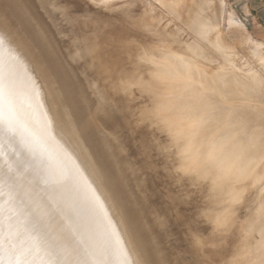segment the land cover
Instances as JSON below:
<instances>
[{
  "label": "bare ground",
  "instance_id": "1",
  "mask_svg": "<svg viewBox=\"0 0 264 264\" xmlns=\"http://www.w3.org/2000/svg\"><path fill=\"white\" fill-rule=\"evenodd\" d=\"M102 1H104V0H102ZM121 1H120V3H121ZM123 1H127V0H123ZM133 1H131V2H133ZM135 1H134V3H135ZM156 1L161 5V7L163 5L167 9L166 10L164 7H162V9L164 8L166 10L165 11L166 13L169 12L168 13L169 15L172 14V16L176 17L177 19L182 18L185 21H188L189 22L188 24H190L189 25V27H190L189 32L192 31L193 35L199 41H201L210 50H213L216 53V55H219V57L222 58V61L226 64L227 70L230 73V74H225V73H213V74H211L209 69L208 68L206 69L203 65V64H205V62H208L207 59H209L208 57L210 56L211 52L209 51L210 52V54H209L208 50H207L208 54L205 55L207 58L206 59L203 58V56H204L203 53L206 51V48L203 49L204 52H202V49L200 51L199 47H196V45L193 44V42H188V44H186L187 42L185 44H181V46L184 48L185 51L182 49V47H181V49H179V47H178V49L182 53H176L175 54V52L174 53L169 52L168 49H166L167 48L166 46L167 45L169 46L170 43L169 42L166 43L167 40L163 36L164 33L162 35L160 34L157 37L158 43H161V44H159V46L154 47V46H149L146 44L144 46V44H143V46L146 47V49H145L146 51L142 50V52H141V50L139 48H137L138 50H140V52H137V55L135 54V52L132 53V51H131L132 54H135L136 56H138V58H137L138 60L135 59L134 61L133 60H130V61H132L133 63L136 61H137L136 63L139 62L138 63L139 64L138 65L139 66L138 71L140 74H138V72H136V73H137V75H141V77L138 76L139 78L137 77V75H135L136 80H137L136 82L134 80L135 77H134L133 81L129 79L131 82V85H134L135 83H137V86L139 88H145V87L147 88L148 87L151 90L150 91L151 99L149 97L150 101H148V100L147 101L150 102V104L153 103V106L148 104L150 107L148 106L147 110L144 109L141 111V113H143V114L149 113V116H151L153 118V120L156 121V123L159 126V129H156L157 126L156 127L154 126V129L159 131L162 134H163V132H165L166 135L168 136L167 137L168 141L172 144L171 149L167 148L169 151L166 148H164V149H166L168 152H170L172 150L169 157H170V160L172 162L171 166L176 171L175 172V178H173V179H175L177 181V183L180 182V184H182V186H181V188H177V190L180 189L179 192H174L173 190H167V193H168L170 202L173 203L174 210H175V213L177 216L178 224H179L180 228L183 230V232L184 231L186 232L188 241L194 247V251L200 257L201 261H206L208 264H213V263H210V261L208 262V258H210V257L219 258L220 255L222 256V254L225 253L226 250H228L226 254L232 253L231 257L234 259L233 261L236 264H264V127L261 126V128L258 129L257 127L255 128L256 125L253 124V121L256 118V119L260 120L264 125V115L259 114L258 112L251 111L250 110V109H252L251 106H247V108H241V109L230 108L229 106L227 107L226 105H221L219 107L217 106L218 104L220 105V103H221L220 99H223L226 94H228L229 92H232V91H242L243 92L244 95L240 94V96L238 98V101L242 100L241 101L242 103L247 102L246 97L253 98L251 100H254L255 99L254 97L257 96V94H258L257 92L259 91V88L262 85L261 77L252 74L253 69L249 71L250 67L248 68V66H246L248 69L245 71L244 68H241V69L238 68L239 65L237 66L233 63H230V64L228 63V62H233V60H234V62L237 64V62L235 60H236V57L238 56V51H232L231 52L230 50H233L234 48L233 49L228 48V49H230L229 50L230 52H228L226 47H224V48L221 47L220 42L218 41L219 40L218 35H217L218 33L214 29V26H212L213 20L215 17L213 18V15H210L211 12L209 13L208 9L206 10V6H205L206 0H196L194 5L189 3L190 1L185 3L184 0H156ZM192 1H194V0H192ZM127 3H128V1H127ZM200 3H202V4H200ZM222 3L223 2H221V4ZM35 4L37 5V3H35ZM221 4H219V6ZM121 5L124 6V4H121ZM121 5H118V6H121ZM102 6H104V5H102ZM39 7H40V5H39ZM185 7H187V9ZM134 8L136 10V7H134ZM130 9H131V7H130ZM130 9L128 10L129 12H130ZM114 10L116 11V9H114ZM144 10L148 11V9H143V11ZM145 12L146 11H144V13ZM230 12H228L227 14H229ZM109 13H110V11H109ZM151 13H152V11H151ZM145 14H147V13H145ZM230 14H231V16H233L232 14H234V13H230ZM148 15H150V14H148ZM148 15H146V16H148ZM152 15H153V13H152ZM129 17H130V15H129ZM233 17L236 18L237 16H233ZM13 18H15V17H13ZM122 19H123V17H122ZM135 19H136V17H135ZM217 19H219V17ZM191 21H193V23ZM41 22H42V20H41ZM147 22H149V20H146L144 18V20L140 19L137 23L141 24L142 26H145V25L147 26ZM150 23H152V22H150ZM230 23L232 24V20ZM235 23H236V20H235ZM156 24L157 23L153 22L152 23L153 27H155ZM181 24H183V23H181ZM218 24L220 25V23H218ZM241 24H242V22L240 23V25ZM228 25H230V24L228 23ZM220 27H221V25H220ZM231 27H233V26L231 25ZM235 27H237V26H235ZM242 27H244L243 24H242ZM9 28H11V27H9ZM14 28H15L14 29L15 31L18 29V28L16 29V27H14ZM149 28H151V27H149ZM187 28H188V26H187ZM229 28H227V29H229ZM242 29H243V32H245L244 28H242ZM8 30H10V29H8ZM240 30H241V28H240ZM175 31H176V29H175ZM22 35H25V33ZM220 35H221V33H220ZM5 37L8 38L7 36H5ZM247 37L248 36H246V38ZM21 39H22V37H21ZM29 39L26 41H29ZM244 39H245V37H244ZM247 40H249V39H247ZM132 41H130V42H132ZM186 41H188V40L186 39ZM92 43H93L92 41H89V48L91 47ZM133 43H135V42H133ZM197 43H199V42H197ZM202 43H201L200 47L202 46ZM243 43H245L244 40H243ZM257 43L258 42H256L255 44H257ZM28 44H30V43L28 42ZM135 44H134V49H136L135 47H138ZM26 45H27V43H26ZM122 45L119 43V45H117V46L114 45L116 47V49H112L113 51L108 52L107 50H105L104 52H102L99 62L96 63V64H98L97 65L98 69L101 68V70H102L101 73L106 72V73L110 74L109 76H104V79L106 77V80L118 79L116 74H111V73H114V71H113L114 67H116V68L118 67L115 65L120 64V66H121L123 64V59L121 58L122 57L121 55H123V54H121ZM241 45H242V42H241ZM244 45H246V44H244ZM250 45L252 46V42L249 44L248 47H250ZM222 46H223V44H222ZM259 46L260 45L258 43V47ZM31 47H33V46H31ZM130 47H132V46H130ZM162 47L164 48V50ZM246 47H247V45L243 48L245 49ZM252 47H254V46H252ZM24 48H26V47H24ZM34 48L35 49L38 48L37 44L35 47H33V50L32 49L31 50L34 51ZM123 48H124V46H123ZM127 48H128V46H127ZM201 48H203V47H201ZM241 48H242V46H241ZM14 49H16V47L14 46V42H10L9 40H6L4 42V44L0 45V51H3L2 53L5 54V55L1 54L0 63L5 64L8 62L10 64V61H11V63L14 64L13 66H16V73L13 75H10V76H8V74H9L8 71H4V70H1L2 72L0 71V92H5V94L7 95L9 100L11 101L12 110H17L20 112V110H22V108L24 107L23 106L24 104H23V101H21V96L19 95V93L20 94L25 93L26 95H27V93L30 94V90L28 88V83L32 84V82L30 80L31 77H35V79H36L35 75H36V72L38 73V70L36 71V69H37V68H35L36 66L34 68L32 66H28V64H27V66H24V63L19 62V60H18L19 56H17V51H14ZM131 49L132 48H130V50ZM178 49H177V51H178ZM236 49H237V47H236ZM254 49H255V47H254ZM17 50H18V48H17ZM41 50H42V48H41ZM259 50L262 51L263 49L262 50L259 49ZM37 51L40 52L39 49ZM242 51H243V49H242ZM27 52H28V50H27ZM248 52L250 53V50H248ZM254 52H255V50H254ZM8 53L11 54L10 61L8 58V56H9ZM28 53H30V50ZM37 53H35V54L38 55ZM40 53H42V56H45L42 51ZM123 53L126 54L127 52L123 51ZM242 53L240 55L244 56ZM31 54H33V53H31ZM89 54L92 55L93 50L89 51ZM97 54H99V53H97ZM261 54H263V53H261ZM22 55L26 56V54H22ZM216 55H215V57H216ZM2 56H4V58H2ZM42 56L40 55L41 59H43ZM144 56L150 57V61H149V58L147 57L148 61H149L148 64H147V62L146 63H140V62H143V60L144 61L146 60V58ZM261 56L259 58H261ZM130 57H132V56L130 55ZM130 57H128V60L131 59ZM142 57H144V58L141 61ZM210 58H213V57L211 56ZM253 58H254V56H253ZM262 58H264V56H262ZM46 59L47 58H45V60ZM245 60L248 61L249 59L246 58ZM245 60L243 62H247ZM250 60H249V62H250ZM1 61H3V62H1ZM16 61H17V63H19L18 65H16L17 63L15 64ZM24 61H26V60H24ZM201 61L204 63L202 64ZM214 61H215V58H214ZM42 62H43V60H42ZM132 62H130L129 64L128 63H126V64L130 65V64H132ZM26 63L27 62H25V64ZM33 63H31V64H33ZM36 63H35V65H36ZM51 63H53V62L51 61ZM263 63L261 65H263ZM45 64L46 63H44V65ZM50 64H48V65H50ZM238 64L245 66V64H242V62L238 63ZM251 64H252V62H251ZM52 65L54 66V63ZM132 65H130V67ZM208 66H210V65H208ZM249 66L254 67L253 64L252 65L249 64ZM133 67L135 68L134 65H133ZM41 68H43V65ZM119 68H121V67H119ZM125 68H128V67H125ZM39 69H40V67H39ZM45 70H46V68H45ZM48 70H50V67ZM126 70L127 71L123 72L124 73L123 75H125V72H127V74H128V72L133 73V71L135 69L132 70V67H131L132 72L130 69H126ZM213 70H215V68ZM119 71H121V70H119ZM57 72H59V71H57ZM238 72L239 73L241 72V73L237 74ZM259 72H260V70H259ZM27 74H31V77L29 78L27 76ZM47 74H48V72H47ZM59 74H60V72H59ZM133 74H135V72ZM133 74L132 75L128 74L130 76L128 77V75H127V77L132 78L131 76H133ZM261 74L262 73H260L259 75H261ZM55 75L58 77L57 74H55ZM52 77L54 78V76H52ZM125 77L126 76L121 77V78H124V79H122L123 81L127 79V78L125 79ZM262 77H264V76H262ZM60 78H62V77H60ZM60 78H58V79H60ZM234 78H235V80H234ZM39 79H41V78H39ZM48 80L44 81L45 83L42 80L40 82H42V84L44 83V86H45L44 87L45 88L44 93H46V95L48 96V99H49V98H51V93H53L54 91L52 90V92L50 93L51 86L48 87L50 84L46 85V83H48ZM129 80H128V82H129ZM33 81H34V79H33ZM58 82H57V84H58ZM118 82H119V80H118ZM124 82H126V81H124ZM35 83L37 84L38 81L36 82V80H35ZM50 83H51V81H50ZM61 83H62V81H61ZM111 84L117 86L115 84V82H111ZM126 84H128V83H126ZM57 86H59V85H57ZM175 88L178 90V93H180V94L183 93L185 95H189V97L191 96V98L192 97L198 98L203 103L200 106L198 105L197 108L195 107V104H193L194 108H190V109H188V111H185V112L177 110V109H172V107L170 108V103L171 104L174 103V102H172L173 97H168V95H166V97H164V96H165V94H167L171 90H174ZM116 89H118V88H116ZM136 89H137V87H136ZM17 91H19V93ZM60 91H61V89H60ZM119 91H121V90H119ZM64 92H66V91L64 90ZM123 92L125 93V90ZM174 92H172V93H174ZM56 94L57 93L55 92L54 95H56ZM127 94H128V92H127ZM118 95H119V92H118ZM31 96L32 97L30 98V103H28V107L36 110L39 108L37 97H36V95L34 96L33 94H31ZM145 96H147V95H145ZM148 96H150V95H148ZM126 97H125V99H126ZM131 98H132V96H131ZM127 99H128V97H127ZM52 100H51V102H52ZM60 101L61 100H59V102ZM120 101H122V100L120 99ZM188 101H189V99H188ZM177 102H178V100H177ZM196 102H197V100H196ZM242 103H240V104H242ZM59 104L57 105L59 107H57L55 105V109H58V110H56V112H54V111L52 112L49 108L48 112L47 111L42 112L43 110L42 111L38 110L37 117H36L35 112L32 113V114H35L32 118L33 119L32 121L37 120L38 122H40L42 120L44 122V124H45V122L47 124L54 123V126H55V127L48 128L47 126L44 125L45 132L43 131V133H40L41 137L39 139L35 138V136L33 137L32 134H30V133L27 134L24 129L18 130L14 126V124L12 122H10L9 119L6 118V114L0 109V144L3 148L1 151V154L3 156L10 158L14 162L20 163L23 166V169L18 172V176L20 178L23 177V178H29L30 179V184L28 186H26L23 184L22 179L19 180V178H18L17 184H18V190L19 191H18V193L12 192V194H13L12 196H14V198H18L16 200H19L22 198L23 202L26 201L27 199H36L37 197L38 198L42 197V198H44V204H46V205L48 204L49 208H51L50 212L52 214H56V218L53 220V224L57 227V230L54 229L53 234H54V236H56L55 238L57 240H56V242L54 241L55 243L51 242V243H53L52 247H54V250H55V252L53 251L54 254H53V256H51V258L55 257L58 259V261H62V258H60V257L65 255V256H67V258L68 257L71 258V260L69 261V262H71L70 264H117V263H115L116 261H114L112 254L109 252V246L113 248V246L117 245L119 248L122 247V250L120 251V254H119L120 261L124 264H136L135 262L132 261L133 259H131L129 257V255H127L129 247L126 246L124 239L122 240L121 239L122 237H120V232L117 229V218H115V216L113 214L114 212L112 211L113 212L112 213L109 210L110 207L112 206V205H110V203L114 202V204H115L117 202V201H115L116 196L112 194L113 191H110V190L114 189L115 187L113 188V186L110 185V186H112V188H111L110 186L104 184L106 187H108L110 189L109 190L108 188H103L104 185H100V179L97 176V174H98L97 164L98 163L96 164L93 162L94 160H96L94 158H93L94 160H91L92 155H90V157H88L89 154H87L88 155L87 157L84 156V154L82 155V152L84 153V150H86V147L83 143L81 144L79 142L80 144L78 143L79 145L76 148L77 150L74 149V147H76L75 144H77V142H78V141L76 142V139H75L76 136L73 135L75 137V138H73V136L71 134L70 136H72V138H69V139L65 138L66 132H68V130L66 129V125L63 122V116H61L63 113V107L61 106L62 104L61 105H59ZM183 104H186V103H183ZM186 105H189V104H186ZM127 107H128V105H127ZM127 107H125V110H127ZM137 108H138V106H137ZM137 108H135V109L137 110ZM87 109H88V107H87ZM138 109H140V108H138ZM34 110H31L30 113L33 112ZM125 112H128V111H125ZM136 113H137V111H136ZM65 114H66V112H65ZM143 114H141V115H143ZM68 115L70 116V114H68ZM53 117H58L59 120L54 122V121H52ZM137 118H139V117H137ZM75 121H77V120H75ZM80 121H81V119H80ZM136 122H138V119L136 120ZM17 123H19V122H17ZM77 125H79V123ZM105 125H107V124H105ZM246 126H248L247 129H249L251 127H252V129H250L251 131L248 130L247 134H244L246 131L245 130ZM151 127H152V125H151ZM24 128H25V126H24ZM65 129L67 131H65ZM148 130H150V132H151V129H148ZM222 130L224 132L221 135L217 136L216 134L218 133V131H222ZM119 132H120V130H117L114 133L116 135H120ZM101 133H103V132H101ZM29 134H30V136H29ZM102 135L103 134H101V136ZM107 137H108V135H107ZM103 138H105V136ZM152 138H154V137H152ZM152 138L150 137L151 140H155ZM105 139H104V142H105ZM79 141H81V140H79ZM157 141H159V140H157ZM153 142H155V141H153ZM156 143L157 142L153 143V145ZM160 144L161 143H159V145ZM142 145L145 146V143L142 142ZM106 146H107V144H106ZM108 146H110V145H108ZM117 146H118V144H117ZM162 149H163V147L159 151H161ZM154 151H156V150H154ZM167 151L164 150L163 153L167 152ZM110 152H112V151H110ZM113 156H114V154H113ZM84 157H85V159H84ZM111 157H112V155H111ZM169 157H166V158H169ZM0 161H4V160L0 159ZM114 162H115V160H114ZM2 163L4 164V162H2ZM120 163H121V161H120ZM117 166H118V163H117ZM120 167H118V168H120ZM174 170H173V172L172 171L171 172L174 173ZM154 171L156 172V168L154 169ZM163 171H164V169H163ZM118 172H120V171H118ZM122 173H124V172H122ZM3 174H5V173H3ZM102 174L104 175L105 171L102 172ZM102 174L100 173L101 176H102ZM105 175H104V177H106ZM164 175H167V174H164ZM169 175H170V173H169ZM125 177L128 178L126 175H125ZM131 178H132L133 184L135 185L134 186L135 189L131 188V192H133V194H134V191H135V194H136V192H137L136 191L137 190L136 184L140 185L141 183L138 181L137 178L134 177V174L131 176ZM2 181L3 180H1V182ZM105 181H106V179H105ZM125 181L126 180H124V182ZM109 182H110V180H109ZM109 182H108V184H109ZM126 182H125V184H126ZM101 183H103V182H101ZM142 184H143V182H142ZM177 187H179V185ZM106 189H108V190H106ZM3 190H2V192H3ZM20 190L23 191V193L26 195V197L21 193ZM218 195H219V197H218ZM220 195H222V196H220ZM1 196H3V195L1 194ZM135 197H137V196H135ZM0 198L3 199V197H0ZM132 198H134V195ZM105 199L108 201L106 202ZM131 200H133V199H131ZM137 201H138V199L136 200V202ZM5 202L8 203V201H5ZM122 202H120V204ZM0 203H1L0 204V216L3 214V217H5L7 219H13V218L18 217L19 214H17V211H16L17 208H15V206L12 203L7 205L8 209L5 208V209H7V211L3 210L4 206L6 204H4L2 202H0ZM25 203L26 202H24L23 204L26 207ZM117 204H119V203H117ZM15 205H17V203ZM20 205H21V203H20ZM24 205H21V206H24ZM107 205H110V206H107ZM136 205H138V203H136ZM144 205H143V207H144ZM124 206H126V205H124ZM115 207L120 208L117 206H115ZM137 207H138L137 209H139V206H137ZM145 208H147V206ZM112 209H114V207ZM27 210H30V209H27ZM27 210H25V212H27ZM122 210H123V208H122ZM140 210H141V208H140ZM18 211H19V209H18ZM120 212H121V210H120ZM120 212H119V214H120ZM140 212L143 213V211H140ZM151 214H150V216H151ZM125 215H127V214H125ZM22 216H24V215L22 214ZM37 216L39 217V215H37ZM141 216L142 215H140V217ZM131 218H128V219H130V221H131ZM145 219H143V220H145ZM24 220H25V218H24ZM122 220H123V218H122ZM153 220H155L154 217H153ZM17 221H20V219ZM30 221H31V219H30ZM37 222H40V218L37 219ZM126 222L127 221H124V223H126ZM154 222H153V224H155ZM10 223L11 222H9V224ZM15 223H16V221L14 222V224ZM18 223L21 226L23 224V219ZM43 224H45V223H43ZM38 225L40 226L42 224L40 223ZM33 226H32V228H33ZM14 227H16V226H14ZM29 227L30 226H28V229H29ZM41 227H43V226H41ZM136 227H138V226H136ZM142 227H143V224H142ZM145 227H148V226H145ZM10 228L12 229L13 227H10ZM10 228H8V229L10 230ZM36 228L37 229H33V232L31 231V234H32L31 237L29 236L30 235V232H29L28 236L31 239L32 243H30V244L28 243V244L34 250L37 249V251H38L37 253L39 254L38 256H40L41 253L43 255L44 253L48 252V251L43 252L42 250H40L41 252H39L38 246H39L40 242L44 241L43 246H42L43 250L47 248L49 243H47L48 240L45 241V238H44L42 232L38 231V229L40 230V228H38V227H36ZM26 229H27V227H26ZM20 230H22V229H20ZM148 230H147V232H148ZM6 231L7 230L5 229V232ZM41 231H42V229H41ZM127 231H129V229ZM136 231H138V228ZM8 233L10 234V231ZM131 233H132V231H131ZM157 233H159V232H157ZM17 234H19V231ZM2 235H4V234H2ZM24 235H25V233H24ZM152 235L154 236V234H152ZM14 236L15 235H13L12 239L14 238ZM137 236L139 238L138 234H137ZM137 236H135V237H137ZM204 236H206V237H204ZM26 237L27 236H25L24 240H26ZM140 237H141V233H140ZM42 238H44V240H42ZM124 238H125V236H124ZM157 238H159V237H157ZM3 240H5V239H3ZM139 240L141 241V238ZM144 240L142 241V243L146 242V240L145 241ZM142 243L140 244V246L141 245L143 246ZM130 244H131V242H130ZM159 244H161V243L159 242ZM2 247H3V245H2ZM2 247L0 246V255H2V253L4 252V247L3 248ZM52 247L50 246L51 249H52ZM105 250H107L109 253L105 252ZM146 250H144V251H146ZM130 252H132V251L130 250ZM162 253H163V251H162ZM46 255H44L45 259H47ZM114 255H116V254H114ZM35 256H37V255H35ZM144 256L145 255L143 254V258H144ZM226 256L224 258H226ZM40 257H42V256H40ZM164 257H165V255H164ZM51 258H50V260L52 262ZM134 258H136V256ZM57 259H53V260L57 261ZM152 259L154 261V258H152ZM143 260H141V263L137 262V261L136 262H137V264H143V262H142ZM54 261H53V264H54ZM146 262L144 261V263H146ZM2 263H4V262H2ZM8 263H9V261H8ZM40 264H41V262H40ZM159 264H167V263L162 262ZM169 264H171V263H169Z\"/></svg>",
  "mask_w": 264,
  "mask_h": 264
},
{
  "label": "rangeland",
  "instance_id": "2",
  "mask_svg": "<svg viewBox=\"0 0 264 264\" xmlns=\"http://www.w3.org/2000/svg\"><path fill=\"white\" fill-rule=\"evenodd\" d=\"M120 1L121 0H119V1L118 0H107V1L106 0H104V1H102V0H0V3H1L0 4V45L4 44V42L6 40H9L10 42H14V46L16 47V49H14V51H17V56H19L18 57L19 62L24 63V66H27V64H28V66H32L33 68L36 66L35 67V68H37L36 71L38 70V73L36 72V75H35L36 79H35V77H31V74H27V76L29 78L31 77L30 80L32 82V84L28 83V88L30 90V94L29 93H27V95L25 93L20 94L19 91H17L19 93V95L21 96V101H23V104H24L23 105L24 107L22 108V110H20V112L17 110H12L11 101L9 100V98L7 97L5 92H0V109L6 114V118L9 119L10 122H12L18 130L24 129L27 134L30 133V134H32L33 137L35 136V138L39 139L41 137L40 133H43V131L45 132L44 125L47 126L48 128L55 127V126H54V123L47 124L45 122V124H44V122L42 120L40 122H38L37 120L32 121L33 116L36 114V117H37L38 110H40V111L43 110L42 112H44V111L48 112L49 108L52 112L53 111L56 112V110H58V109H55V105L57 106L59 103H60L59 105L62 104L61 106L63 107V113L61 116H63V122L65 123L66 129L68 130V132H66L65 138L69 139V138H72L73 135L76 136V138L73 136V138L76 139V142L78 141L77 144H75L76 147H74V149L77 150L76 148L78 147V145L80 143L81 144L83 143L86 147V150H84V153L81 151L82 155L84 154V156H86V157L88 156L87 154H89L88 157H90V155H92L91 160L96 159L93 162L96 164L98 163L97 164V166H98L97 176L100 179V185L105 184L108 186L112 185L113 188L115 187L114 189L110 190L105 185H104L105 187L103 186V188H108L110 191H113L112 194L117 197V198L115 197V201H117L115 203L116 205L113 202L114 200L112 201L113 203H110V205H112L111 207L112 208L114 207V209H112L110 207L109 210H110V212L113 211L114 213L113 212L112 213L114 214L115 218H117V229L120 232V237H122L121 239L122 240L124 239L126 246L129 247L127 255H129V257L131 259H133L132 260L133 262H135L136 264H137V262L141 263V260L144 259L142 261L143 264H159L162 262H165L167 264H169V263H171V264H208L206 261H201L200 257L195 253L194 247L188 241L186 232L185 231L183 232V230L180 228V226L178 224L177 216H176V213L174 210L173 203L170 202V199H169V196L167 193V190H173L174 192H179L180 189L177 190V188H181V186H182V184H180V182L177 183V181L175 179H173V178H175V172L176 171L171 166L172 162H171L170 157H169L172 150L170 152H168L169 150L167 149V148L171 149L172 144L168 141V138H167L168 136L166 135L165 132H163V134L166 137L162 133H160L159 131L154 129V126L155 127L157 126L156 129H159V126L156 123V121H154L153 118L151 116H149V113H147V114L141 113L142 110H144V109L147 110V107L149 105L153 106V103L150 104V102H148L151 99V94H150L151 90L148 87H147L148 89L146 87L145 88H139L137 86V83H135L136 85L135 84L131 85L130 80L133 81V79L135 77L134 80L136 82L137 81L136 76H135V75H137L136 72H138V74H140V73L138 71V67H139L138 63L139 62L136 63L137 62L136 61L133 63L130 60H133V61L135 59L138 60L137 59L138 56H136L137 52H140V50H141V52H142V50L144 51L146 49V47H144L145 44L149 45V46H154V47L159 46V44H161V43H158L157 37L160 34L162 35L164 33L163 36L167 40L166 43H168V42L170 43L169 46L168 45L166 46L167 47L166 49H168L169 52H171V53L175 52V54L176 53H182L179 50L182 47L181 44H185L186 42H187L186 44H188V42H193V44H195L196 47H199L200 51L202 49V52H204L203 49L206 48V51L203 53L204 56L207 55L208 53L210 54V52H211L210 56L208 57L209 59H207L208 62H205V64H203L204 62L201 61V63L204 65V67L206 69L207 68L209 69L211 74H213V73L230 74V73L227 70L226 64L222 61V58H220L219 55H216V53L213 50H210L201 41H199L193 35L192 31L189 32V30H190L189 25L190 24H188L189 23L188 21H185L182 18L177 19L176 17L172 16V14L169 15L168 14L169 12L168 13L165 12L167 9L163 5H162V7H164L166 10L164 8L162 9L161 5L156 0H144V1L143 0H136V1L134 0L135 3L133 0H127L128 3H127V1H123V0L120 3ZM131 1H133V2H131ZM188 1H190L189 3H191L193 5L196 2V0H194V1L184 0L185 3H187ZM221 2H223V3L221 4ZM35 3H37V5ZM121 4H124V6ZM200 4H202V3H200ZM219 4H221V5L219 6ZM39 5H40V7H39ZM102 5H104V6H102ZM118 5H121V6H118ZM205 6H206V10L208 9L209 13L211 12L210 15H213V18L215 17L214 20L212 19L213 20L212 26H214V29L218 33V34L217 33L216 34L218 35V39H219L218 41L220 42L221 47L222 48L226 47L228 52L238 51V56H237L238 58L236 57V60H235L237 62V64L234 62V60H233V62H228V63L229 64L233 63L237 66L239 65L238 68H240V69L244 68L245 71L250 67L249 71L253 69L252 74L260 76L261 80H262V85L260 86L259 91L257 92L258 93L257 96L254 97L255 98L254 100H251L253 98L246 97V101H247V102H245L246 104L244 102L242 103L241 102L242 100L238 101V98H239L240 94H243V92L242 91H232V92H229L228 94H226L224 98L222 97L223 99H220L221 100L220 105L218 104L217 106L219 107L221 105H226L227 107L229 106L230 108H236V109L237 108H239V109L247 108V106H251V108H252V109H250L251 111L258 112L259 114L264 115V96H263L264 95V77H262V76H264V74H263L264 73V63H263L264 58H262V56H264V35H261V33H259L260 32L259 29L254 28L255 26L249 20L250 17L248 18L246 16L244 10L241 8V4H240L239 0H206ZM130 7H131V9H130ZM134 7H136L137 11L135 10ZM185 8L187 9V7H185ZM114 9H116V11ZM129 9H130V12L128 11ZM143 9H148V11L144 10V11H146L145 13H147V14L144 13ZM150 10L152 11L153 15H152ZM109 11H110V13H109ZM228 12L234 13L232 15L237 16V17L235 18V17L231 16L230 13L227 14ZM148 14H150V15H148ZM129 15H130V17H129ZM146 15H148V16H146ZM13 17H15V18H13ZM122 17H123V19H122ZM135 17H136V19H135ZM218 17H219V19H217ZM144 18L146 20H149V22H147V26L146 25L142 26L141 24L137 23L140 19L144 20ZM14 19L15 20L17 19L16 20L17 22ZM41 20H42V22H41ZM231 20H232V24L230 23ZM235 20H236V23H235ZM150 22H152V23L154 22L157 24L155 27H153L152 23H150ZM191 22L193 23V21H191ZM241 22H242L244 27H242V24L240 25ZM181 23H183V24H181ZM218 23H220L221 27ZM228 23L230 25H228ZM231 25L233 27H231ZM234 25L237 27H235ZM148 26L151 28H149ZM187 26H188V28H187ZM9 27H11V28H9ZM14 27H16V29L18 28L17 29L18 31L16 30L17 32L14 30L15 29ZM7 28L10 30H8ZM227 28H229V29H227ZM240 28H241V30H240ZM242 28H244L245 32H243ZM175 29H176V31H175ZM24 33H25V35H22ZM220 33H221V35H220ZM166 34L167 35L169 34V35L167 36ZM5 36H7L8 38H6ZM246 36H248V37L246 38ZM21 37H22V39H21ZM244 37H245V39H244ZM28 39H29V41H26ZM186 39L188 41H186ZM247 39H249V40H247ZM243 40L245 43H243ZM89 41L93 42L91 47H90L91 49L89 48ZM130 41H132V42H130ZM28 42L30 44H28ZM133 42H135L136 44ZM197 42H199V43H197ZM241 42H242V45H241ZM249 42L250 43L252 42V46H254L255 49L251 45H250V47H248L250 44ZM256 42L259 43V45H260L259 47H258V43L255 44ZM26 43H27V45H26ZM119 43L121 45L123 44L122 45V52H121V54H123V55H121L122 56L121 58L123 59V64H122L123 66L122 65L120 66V64L115 65L118 67L117 68L114 67L113 68L114 73H111V74H116L118 79L106 80V77L104 79V76H109L110 74H108L106 72L101 73L102 70H101V68L98 69V66H97L98 64H96V63L99 62L102 52H104L105 50H107L108 52L113 51L112 49H116L115 46L119 45ZM201 43H202L201 47H203V48L200 47ZM36 44H37L38 48H36V49L34 48V51H32L33 47H35ZM134 44L136 46H138L135 48L136 49L139 48L140 50L134 49ZM143 44H144V46H143ZM222 44H223V46H222ZM244 44L247 45V47H246L247 49L243 48L246 46ZM240 45L242 46V48ZM23 46L26 48H24ZM31 46H33V47H31ZM123 46L125 49L123 48ZM127 46H128V48H127ZM130 46H132V47H130ZM178 47H179V49H178ZM236 47H237V49H236ZM17 48H18V50H17ZM41 48H42V50H41ZM130 48H132V49L130 50ZM228 48H230V49L234 48V49L230 50ZM38 49L40 52L42 51L45 56H42V53L37 51ZM177 49H178V51H177ZM182 49L184 50L183 47H182ZM242 49H243V51H242ZM259 49H261V50L263 49V50L260 51ZM27 50H28V52L30 50V53H28ZM91 50H93L92 55L89 54V51H91ZM163 50H164V48H163ZM207 50H208V53H207ZM248 50H250V53L248 52ZM254 50L256 53L254 52ZM123 51L127 52V53L125 54V53H123ZM131 51H132V53L135 52L136 55L132 54ZM2 52L3 51H0V60H1V54H3ZM31 53H33V54H31ZM35 53H37L38 55H36ZM97 53H99V54H97ZM241 53L244 56L240 55ZM261 53H263V54H261ZM22 54H26V56L22 55ZM3 55H5V54H3ZM8 55L7 56H8L9 61H10L11 54L8 53ZM40 55L43 57V59H41ZM130 55L132 57H130ZM215 55H216V57H215ZM204 56H203V58L206 59L207 57L206 56L204 57ZM211 56L213 58H210ZM253 56H254V58H253ZM260 56H261V58H259ZM44 57L47 59L45 60ZM128 57H130L131 59L128 60ZM144 57L146 58L147 61L143 60V62H140V63H146L147 62V64H148L150 61V57L147 56L149 58V61H148V58L146 56H144ZM144 57L141 58V61ZM2 58H4V56H2ZM214 58H215V61H214ZM246 58H248L249 60L251 59L250 62H249V60L248 61L245 60ZM24 60H26V61H24ZM42 60H43V62H42ZM244 60L247 61L248 63L243 62ZM17 61L15 62V64L17 63ZM51 61L54 63V66L52 65L53 63H51ZM1 62H3V61H1ZM25 62H27V63L25 64ZM125 62L128 64L130 62H132V64L135 66V68H134L133 65L130 64V65H132L131 66L132 70L135 69L133 71V73L135 72V74L128 72V74H131V75L133 74V76H131L132 78H128L130 75H128L127 72H125V75H123L124 74L123 72L127 71L126 69L131 70L130 65L126 64ZM241 62H242V64H245V66L238 64ZM251 62H252L254 67L249 66V64L252 65ZM31 63H33L34 65ZM35 63H36V65H35ZM44 63H46V64L44 65ZM262 63H263V65H261ZM18 64L19 63H17L16 65H18ZM41 64L43 65V68H41L42 67ZM48 64H50V65H48ZM13 65L14 64L11 63V61H10V64L8 62L5 64L0 63V71L1 70L8 71V73H9L8 76L13 75L16 73V66H13ZM208 65H210L211 67ZM246 66H248V68ZM39 67H40V69H39ZM49 67H50V70H48ZM119 67H121V68H119ZM125 67H128V68H125ZM45 68H46V70H45ZM212 68L213 69L215 68V70H213ZM118 69L121 71H119ZM132 70H131V72H132ZM259 70H260V72H259ZM57 71H59L60 74ZM47 72H48V74H47ZM240 73L238 72L237 74H240ZM258 73L259 74L262 73L263 75L261 74L262 75L261 76ZM55 74H57L58 77ZM127 75H128V77H127ZM52 76H54V78ZM122 76L123 77L126 76L125 79L126 78L127 79L124 80L126 82H124L122 80V79H124V78H121ZM138 76L141 77V75H137V77ZM60 77H62V78H60ZM39 78H41V79H39ZM58 78H60L61 80ZM33 79H34V81H33ZM35 80H36V82L38 81V83L41 80L43 82L48 80V83H46V85L50 84L48 86V87L51 86L50 93L52 92V90L54 91L53 93H51V98L48 99V96L46 95V93H44V89H45L44 83L45 82L43 84H42V82H40L39 84L38 83L36 84ZM118 80H119V82H118ZM128 80H129V82H128ZM234 80H235V78H234ZM50 81H51V83H50ZM61 81H62V83H61ZM57 82H58V84H57ZM111 82H115V84L117 86L112 85ZM126 83H128V84H126ZM56 84L59 86H57ZM115 87L118 89H116ZM136 87H137V89H136ZM60 89H61V91H60ZM64 90L66 92H64ZM119 90H121V91H119ZM124 90H125V93L123 92ZM55 92L57 93L56 95H54ZM118 92H119V95H118ZM127 92H128V94H127ZM170 92L171 93L174 92V93L171 94ZM170 92L165 94L164 97H166V95H168V97H173L172 102H174V103H172V104L170 103V108L172 107V109H177V110L185 112V111H188V109H190V108H194L193 104H195V107L197 108L198 105L200 106L203 103L198 98H193V97L191 98V96L189 97V95H185L183 93H181V94L178 93V90L176 88L174 90H171ZM31 94H33L34 96L36 95V97H37L39 108L36 110L28 107V103H30V98L32 97ZM145 95H147V96H145ZM148 95H150V96H148ZM126 96L128 97V99ZM131 96H132V98H131ZM125 97H126V99H125ZM149 97H150V99H149ZM120 99L122 101H120ZM176 99L178 100V102ZM188 99H189V101H188ZM51 100H52V102H51ZM59 100H61V101L59 102ZM196 100H197V102H196ZM183 103H186L189 105H186ZM240 103H242V104H240ZM126 104L128 105V107ZM124 106L127 107V110H125ZM137 106L140 109H138ZM57 107H59V106H57ZM87 107L89 110L87 109ZM135 108H137V110ZM31 110H34V111L30 113ZM125 111H128V112H125ZM136 111H137V113H136ZM34 112H35V114H32ZM65 112H66V114H65ZM68 114H70V116ZM141 114H143V115H141ZM66 116L67 117L69 116V117L67 118ZM137 117H139V118H137ZM80 119L82 122L80 121ZM137 119H138V122H136ZM57 120H59L58 117L52 118V121H54V122ZM75 120H77V121H75ZM17 122H19V123H17ZM78 123H79V125H77ZM105 124H107V125H105ZM253 124L256 125L255 128L257 127L258 129L261 128V126L264 127L263 123L256 118L254 119ZM151 125H152V127H151ZM24 126H25V128H24ZM247 128H248V126H246V128H245L246 131L244 134H247L248 130L252 129V127L249 129H247ZM66 129H65V131H67ZM148 129H151V132ZM117 130H120V132H119L120 135H116L114 133ZM101 132H103V133H101ZM223 132H224L223 130L218 131V133L216 135L217 136L221 135ZM30 134H29V136H30ZM71 134H72V136H70ZM101 134H103L102 136L103 137L105 136L106 139L103 138L101 136ZM106 134L108 135V137ZM150 137L151 138L154 137L152 139H155V140H151ZM78 139L81 141H79ZM104 139H105V142H104ZM157 140H159V141H157ZM153 141H155L157 143L153 145V143H155ZM142 142L145 143V146L142 145ZM159 143H161L162 145L160 144L161 145L160 146ZM106 144H107V146H106ZM117 144H118V146H117ZM108 145H110V146H108ZM162 147H163V149L161 151H159ZM164 148H166L168 151ZM2 149L3 148L0 144V159L4 160V161H0L1 162L0 163V186H1L0 187L1 188L0 193L3 195V196H1V194H0V197H3V199L0 198V202L6 204L4 206V209H3L4 211H7V209H8L7 205L12 203L15 206V208H17L16 211H17V214H19V215L17 218H13V219H7V218L3 217V214L0 216V224L2 223L1 224L2 226L0 225L1 226L0 227V235H1L0 236V238H1L0 239V246L2 247V245H3V247H4V252L2 253V255H0V259L3 257L0 260V264H21V263L22 264H25V263L26 264L27 263L28 264H34V263L40 264V262H41V264H46V263L47 264H53V261H54L53 259H57L55 257L51 258V256H53V254L55 252L54 247H52L53 243H51V242H54V241L56 242V240H57L55 238L56 236H54V234H53L54 229L57 230V227L53 224V220L56 218V214H52L50 212L51 208H49L48 204L47 205L44 204V198H42V197H39V198L37 197L36 199H27L26 201H24V202H26L25 203L26 207H25V205L23 204L24 202H23L22 198L19 200H16L18 198H14V196H12L13 195L12 192L18 193V191H19L18 190V184H17L18 178H19V180L22 179L23 184L26 186H28L30 184V179L29 178H23V177L20 178L18 176V172L23 169V166L20 163L14 162L10 158L3 156L1 154ZM153 149L156 151H154ZM164 150L167 151L168 153L167 152L163 153ZM110 151H112V152H110ZM113 154H114V156H113ZM111 155L113 158L111 157ZM166 157H169V158H166ZM84 159H85V157H84ZM114 160H115V162H114ZM120 161H121V163H120ZM2 162H4L5 165ZM117 163H118V166H117ZM118 167H120V168H118ZM153 168L154 169L156 168V172L154 171ZM163 169H164V171H163ZM172 169L174 170V173H172L173 172ZM101 171L102 172L105 171L106 175L105 174L104 175L106 177H104V175L102 174ZM118 171H120V172H118ZM122 172H124V173H122ZM3 173H5V174H3ZM100 173L102 174V176L100 175ZM169 173H170V175H169ZM133 174H134V177L137 178L138 181L141 183L140 185L136 184L137 185L136 194H135V191H134V194H133V192H131V188L133 189L135 186L133 184L132 178H131V176ZM164 174H167V175H164ZM125 175L128 178H126ZM105 179H106V181H105ZM1 180H3V181L1 182ZM109 180H110V182H109ZM124 180L127 181V182L125 181L126 184H125ZM107 181L109 182V184ZM101 182H103V183H101ZM142 182H143V184H142ZM177 184L179 185V187H177L178 186ZM112 186H110V187L112 188ZM108 189H106V190H108ZM2 190H3V192H2ZM21 193L26 197V195L23 193V191H21ZM133 195H134V198H132ZM135 196H137V197H135ZM220 196H222V195H220ZM218 197H219V195H218ZM131 199H133V200H131ZM137 199H138V201L136 202ZM4 200L8 201V203H6ZM105 201L107 202L108 200L105 199ZM15 202L17 203V205H15L16 204ZM120 202H122V203L120 204ZM20 203H21V205H24V206H21ZM117 203H119V204H117ZM136 203H138V205H136ZM110 205H107V206H110ZM124 205H126V206H124ZM143 205H144V207H143ZM115 206L120 207L121 209L116 208ZM137 206H139V209H137L138 208ZM146 206L148 209L145 208ZM5 208H7V209H5ZM26 208L30 209V210H27ZM122 208H123V210H122ZM140 208H141V210H140ZM18 209H19V211H18ZM25 210H27V212H25ZM120 210H121V212H120ZM140 211H143V213ZM119 212H120V214H119ZM149 213L150 214L152 213L151 216ZM22 214L24 216H22ZM125 214H127V215H125ZM37 215H39V217ZM140 215H142V216L140 217ZM23 217L25 218V220L26 219L27 220L29 219V220L28 221L26 220L27 221L26 222ZM121 217L123 218V220ZM153 217L155 218V220H153ZM21 218L23 219V224L20 226V224L18 222H20L22 220ZM38 218H40V222H37ZM128 218H131L132 222ZM19 219H20V221H17ZM30 219H31V221H30ZM143 219H145V220H143ZM15 221H16V223H15L16 225L14 224ZM124 221H127V222L124 223ZM9 222H11L10 223L11 225L9 224ZM153 222L155 224H153ZM40 223L42 225L39 226L38 224H40ZM43 223H45V224H43ZM142 224H143V227H142ZM14 226H16V227H14ZM28 226H30L29 227L30 230L28 229ZM32 226H33V228H32ZM41 226H43V227H41ZM136 226H138V227H136ZM145 226H148V227L150 226V227L148 228ZM10 227H13L14 229L13 228L11 229ZM26 227H27V229H26ZM36 227L40 228V230L38 229V231L42 232V234L45 238V241L48 240L47 243L50 244V245L48 244V246H47L48 249L46 248L43 250L42 246H43L44 241L40 242V244L38 246L39 252H41L40 250H42L43 252L48 251V252L44 253L43 255L41 253L40 256H42V257L38 256L39 254L37 253L38 252L37 249L34 250L32 247L29 246V244L32 243L29 236L31 237V235H32L31 231L33 232V229H37ZM8 228H10V230ZM137 228H138V231H136ZM5 229L7 230L6 232H5ZM20 229H22V230H20ZM41 229H42V231H41ZM128 229H129V231H127ZM147 230H148V232H147ZM9 231H10V234L8 233ZM18 231H19V234H17ZM131 231H132V233H131ZM29 232H30V235H29ZM157 232H159V233H157ZM24 233H25V235H24ZM140 233H141V237H140ZM2 234H4V235H2ZM137 234L139 235V238H138ZM152 234H154V236ZM13 235H15V236L12 239ZM25 236H27L26 240H24ZM124 236H125V238H124ZM135 236H137V237H135ZM157 237H159V238H157ZM204 237H206V236H204ZM44 238H42V240H44ZM140 238H141V241L139 240ZM3 239H5V240H3ZM144 239L146 240V242L142 243V241ZM130 242H131V244H130ZM159 242L161 244H159ZM141 243L143 244V246L142 245L140 246ZM50 246L52 247V249L50 248ZM121 250H122V247L119 248L117 245L113 246V248L109 246V252L112 254L113 259H114V261H116L115 263H117V264H124L120 261V258H119L120 257L119 254H120ZM130 250L132 252H130ZM144 250H146V251H144ZM157 250L159 252L160 251L161 252L159 253ZM162 251H163V253H162ZM227 251L228 250H226V252L223 253L222 256L220 255L219 258H216V257L208 258V262L210 261V263H213V264H236L233 261L234 259L231 257L232 253L226 254ZM105 252L109 253L107 250H105ZM114 254H116V255H114ZM143 254L145 255L144 258H143ZM35 255H37V256H35ZM44 255H46L47 259H45ZM164 255H165V257H164ZM135 256H136V258H134ZM225 256H226V258H224ZM50 258L52 259V262H51ZM60 258H62V261H58V259H57V261L56 260L54 261V264H70L71 263V262H69L71 260V258H69V257L67 258V256H65V255H63ZM152 258H154L155 262L153 261ZM8 261H9V263H8ZM144 261L145 262L147 261V262L144 263ZM2 262H4V263H2Z\"/></svg>",
  "mask_w": 264,
  "mask_h": 264
},
{
  "label": "crops",
  "instance_id": "3",
  "mask_svg": "<svg viewBox=\"0 0 264 264\" xmlns=\"http://www.w3.org/2000/svg\"><path fill=\"white\" fill-rule=\"evenodd\" d=\"M241 8L255 29H259L261 35H264V0H239Z\"/></svg>",
  "mask_w": 264,
  "mask_h": 264
}]
</instances>
